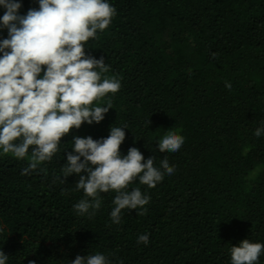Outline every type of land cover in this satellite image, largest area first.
<instances>
[{
  "label": "trees",
  "instance_id": "trees-1",
  "mask_svg": "<svg viewBox=\"0 0 264 264\" xmlns=\"http://www.w3.org/2000/svg\"><path fill=\"white\" fill-rule=\"evenodd\" d=\"M110 2L117 15L88 52L104 57L122 87L105 119L77 134L96 139L126 123L121 152L135 146L157 163L166 155L175 172L148 189L144 215L124 210L112 224V193L92 219L73 213L78 178H53L63 153L30 175L20 174L27 160L0 157V250L8 264H68L86 252L113 264H229L231 245L264 242V136L253 135L264 121V0ZM22 4L21 13L36 7ZM177 129L178 152L154 150ZM140 232L148 243L136 242Z\"/></svg>",
  "mask_w": 264,
  "mask_h": 264
},
{
  "label": "clouds",
  "instance_id": "clouds-1",
  "mask_svg": "<svg viewBox=\"0 0 264 264\" xmlns=\"http://www.w3.org/2000/svg\"><path fill=\"white\" fill-rule=\"evenodd\" d=\"M33 2L36 7L21 13L22 0H0V157L27 160L20 174L30 175L45 172L43 165L63 153L64 162L53 178L61 184L69 176L78 178L73 191L82 195L72 205L76 216L92 219L105 193L113 194L108 212L112 224L121 223L124 210L144 215L151 200L148 189L173 175L176 165L166 155L157 163L154 155L145 157L135 146L122 153L126 123L111 124L107 135L96 139L77 134L82 125L105 119L122 87L119 78L108 75L111 67L104 57L88 52V42L110 28L116 7L110 0ZM224 86L232 87L230 81ZM69 134L71 147L67 148L62 138ZM253 135L264 136V121ZM184 143L178 129L168 130L155 141L154 150L176 153ZM4 231L0 226V235ZM148 240L149 233L137 234L138 244ZM227 254L229 264H262L264 242L244 238L231 245ZM8 261L0 250V264ZM68 264L113 262L103 252H86Z\"/></svg>",
  "mask_w": 264,
  "mask_h": 264
},
{
  "label": "rangeland",
  "instance_id": "rangeland-1",
  "mask_svg": "<svg viewBox=\"0 0 264 264\" xmlns=\"http://www.w3.org/2000/svg\"><path fill=\"white\" fill-rule=\"evenodd\" d=\"M255 176H256V174L254 173V174H251L250 176H248V177L246 178V180H247V185H250V184H251V182L254 180Z\"/></svg>",
  "mask_w": 264,
  "mask_h": 264
}]
</instances>
